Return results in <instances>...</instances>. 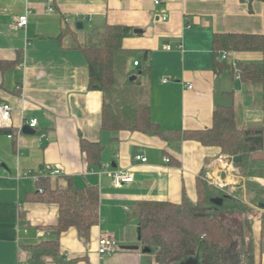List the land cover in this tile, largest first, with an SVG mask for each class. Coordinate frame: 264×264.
I'll return each mask as SVG.
<instances>
[{
  "label": "crops",
  "instance_id": "0c3cea01",
  "mask_svg": "<svg viewBox=\"0 0 264 264\" xmlns=\"http://www.w3.org/2000/svg\"><path fill=\"white\" fill-rule=\"evenodd\" d=\"M26 13L28 25L18 28ZM107 24L133 29L123 39L125 48L136 51L128 69L139 73L136 60L149 67L142 78L151 116L168 139L102 127L104 95L89 89L81 45ZM231 32L264 35V0H163L159 5L153 0H0V100L12 106L11 123L4 127L12 131L0 135V264H27L23 245L58 236V205L32 198L39 177L52 189L72 183L100 192V220L90 239L69 228L59 235L63 261L46 258L45 264H158L142 250L129 212L142 200L181 203L185 196L196 202L198 177L224 155L219 147L184 139V132L210 127L219 105L234 106L239 127L264 123L263 87L238 79L233 65L262 62L264 52L230 51L223 60L214 50V36ZM32 118L38 119L36 133L26 134L23 127ZM84 139L103 145L99 158L90 159ZM136 153L148 160H135ZM54 168L63 174H48ZM115 170L130 173L134 181L117 187ZM252 180L264 186V177ZM246 181L240 173L233 189H242L243 198ZM258 217L251 220L252 236L258 264H264V225ZM102 233L113 234L119 246L140 248L101 256Z\"/></svg>",
  "mask_w": 264,
  "mask_h": 264
},
{
  "label": "trees",
  "instance_id": "16d2710c",
  "mask_svg": "<svg viewBox=\"0 0 264 264\" xmlns=\"http://www.w3.org/2000/svg\"><path fill=\"white\" fill-rule=\"evenodd\" d=\"M133 34L130 26L107 24L103 31L94 33L81 45L89 68V89L103 92L102 127L105 130L140 131L168 139L161 126L152 119L147 89H141L135 96H130L127 91L132 84H142L141 78L150 71L139 61L137 66L141 70L137 79H129L134 72L128 69V62L136 51L125 48L123 39ZM213 46L218 56L224 51L264 52V35L217 33ZM143 58H147V52ZM239 70L242 81L258 83L264 90V61L240 63ZM143 93L147 100L141 98ZM11 131L0 127V135ZM183 137L219 147L232 158L241 156L235 165L247 178L249 201L255 205L264 202V186L252 180L255 176L264 177V155H261L264 153V123L259 127H239L234 106L219 105L213 112L210 127L187 130ZM82 148L93 160L99 158L103 145L84 139ZM38 185L32 198L59 207V220L54 226L58 236L23 245L27 264H45L46 258L63 261L59 235L75 227L82 239H90L92 228L100 220V192L96 186L78 188L72 183L66 188L52 189L44 183L43 177L38 178ZM197 190L196 202L185 196L181 203L139 201L129 212V218L137 221L140 244L152 248L158 264H175L197 256L199 252L201 264H258L253 225L247 216L251 205L244 201L242 189L232 194L228 187L209 184L204 169L197 179ZM215 198H222V203L213 202ZM234 215L237 222L231 218Z\"/></svg>",
  "mask_w": 264,
  "mask_h": 264
},
{
  "label": "built area",
  "instance_id": "2783aa9c",
  "mask_svg": "<svg viewBox=\"0 0 264 264\" xmlns=\"http://www.w3.org/2000/svg\"><path fill=\"white\" fill-rule=\"evenodd\" d=\"M163 0H153L155 5H159L162 3ZM164 20H166L167 14L163 13ZM29 22V17L28 13L20 15L16 26L18 28H24L28 25ZM170 48V47H168ZM221 57L223 60H226L228 58V52L224 51L221 54ZM134 64L137 66L139 65V60H136ZM235 70H236V77L239 79L240 78V70L239 67L234 64ZM169 79L165 78L164 82H168ZM189 88H192V84H188ZM12 119V106L8 103H2L0 104V127L4 128L8 126L11 123ZM28 125H30L33 128H36L38 126V119L37 118H32L29 121H27ZM12 135H9L11 137ZM134 159L137 161H142L146 162L148 158L142 154L136 153L134 155ZM166 161H169V158L165 159ZM217 165H212L210 166V171L206 174V179L209 182V184L215 185L219 188H232L233 189L236 187L237 183V176L240 174L239 169L236 167L234 158L230 157L229 155H220L217 158ZM48 174L50 175H61L63 174V170L60 168H54L50 169L47 171ZM27 174H30V171L27 172ZM113 176V181L114 184L119 187L123 185L124 183H130L134 181V176L131 175L130 173L123 171V170H115L112 172ZM259 211H264L263 208H260L258 206V211H252L248 213V218L250 220L256 219L259 216ZM260 212V213H261ZM120 249V246L115 238V236L111 233H102L99 237V242H98V253L101 256H105L111 253H114Z\"/></svg>",
  "mask_w": 264,
  "mask_h": 264
},
{
  "label": "water",
  "instance_id": "95a60500",
  "mask_svg": "<svg viewBox=\"0 0 264 264\" xmlns=\"http://www.w3.org/2000/svg\"><path fill=\"white\" fill-rule=\"evenodd\" d=\"M81 24V25H80ZM79 28H82V23H78L77 25ZM135 32H138V30H136ZM138 77L137 74H133L130 76V80L131 81H134L136 80ZM0 104H1V100H0ZM23 132L26 133V134H35L36 133V128H33L31 127L30 125L26 124L24 127H23ZM241 160V156H236L234 157V162H239ZM223 201L222 198H215L213 199V202L215 203H218V204H221ZM259 207L260 208H263L264 209V202H261L259 204ZM140 239V237H139ZM121 249H130V250H134V249H139L140 246L139 245H121L120 246ZM142 250L144 252H148L150 253L152 251V248L151 247H146V246H143L142 247ZM175 264H201V261H200V257L199 255L197 256H191V257H188V258H185Z\"/></svg>",
  "mask_w": 264,
  "mask_h": 264
},
{
  "label": "rangeland",
  "instance_id": "374dc122",
  "mask_svg": "<svg viewBox=\"0 0 264 264\" xmlns=\"http://www.w3.org/2000/svg\"><path fill=\"white\" fill-rule=\"evenodd\" d=\"M129 79H130V77H129ZM141 81H142V84H137V83H135V84H132L133 86H131L127 91H130V92H128L129 93V95L130 96H135L136 95V93L137 92H139L141 89H145L146 88V82L144 81V79L143 78H141ZM124 83H126V81H124ZM143 91H146V90H143ZM141 92V91H140ZM147 95L145 94V93H143V96H141V98H143V99H146L147 100V97H146ZM145 97V98H144ZM238 189L239 188H237V189H235V190H233L232 191V188L230 187V188H228V190L232 193V194H234V193H236V191H238ZM248 193L246 192V195H245V198H243L246 202L248 201V203H249V205H251V209H249V212H252V211H258V205H255V204H251L250 203V201H249V196L247 195ZM248 212V213H249ZM261 211H259V216H260V218L258 219V220H262L261 221V223H262V225H264V212H261ZM230 218V217H229ZM232 219H235V215L233 216V217H231ZM230 218V219H231ZM236 220V222H237V219H235ZM234 222V221H233ZM233 222L231 223V224H233ZM235 222V223H236ZM237 226H238V223L236 224ZM252 228H253V226H252ZM234 229H237V227L235 226L234 227ZM238 231H239V228H238ZM255 235V240H257L258 241V237H259V235L258 234H254ZM262 243V242H261ZM154 251H151L150 253H148V255H149V257H152L154 260H155V255H154V253H153ZM199 254H200V252H199ZM198 254V255H199Z\"/></svg>",
  "mask_w": 264,
  "mask_h": 264
}]
</instances>
